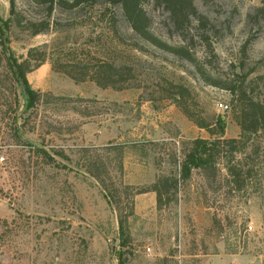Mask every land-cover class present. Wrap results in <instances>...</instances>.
<instances>
[{
    "label": "rangeland",
    "instance_id": "1",
    "mask_svg": "<svg viewBox=\"0 0 264 264\" xmlns=\"http://www.w3.org/2000/svg\"><path fill=\"white\" fill-rule=\"evenodd\" d=\"M15 1L12 15L10 0H0V156L5 157L0 162V264H264L260 133L244 137L233 153L224 148L216 177L192 169L177 192H170L169 203L158 208L153 191L135 196V214L123 237L115 209L84 167L81 151L83 146H123L122 172L110 160L115 153L106 148L95 153L110 161L109 176L121 188L125 209L124 186H150L161 175L179 174L174 159L183 160L194 139L242 137L239 97L228 88L264 100V11L258 10L264 0H194L208 24L200 29L192 20L193 52L207 60L205 74L218 85L206 83L187 59L143 39L124 20L119 4L98 0L75 10L56 6L49 30L33 35L27 22L45 19L47 7ZM141 1L152 34L171 46L188 44L170 27L163 6ZM205 32L208 48L201 39ZM43 48L48 58L42 68L57 92L30 84L52 96L29 108L9 60L21 62L30 49ZM85 55L129 66L134 77L123 90L102 89L90 79L75 83L54 69L57 59ZM176 85L189 89L196 119L213 124L224 118L223 133L212 135L187 117L172 97ZM220 101L230 109H221ZM86 108L93 117L76 111ZM232 156L246 169L254 168L241 190L226 169Z\"/></svg>",
    "mask_w": 264,
    "mask_h": 264
},
{
    "label": "trees",
    "instance_id": "2",
    "mask_svg": "<svg viewBox=\"0 0 264 264\" xmlns=\"http://www.w3.org/2000/svg\"><path fill=\"white\" fill-rule=\"evenodd\" d=\"M36 5L47 7V17L39 22L30 21L27 22V27L30 29L33 35L40 34L49 30L50 28V16L56 6H62L67 9L75 10L82 5H93L98 0H32ZM155 3L163 6L168 12V19L170 27L175 29L177 32L184 35V39L188 41V44L181 47L171 46L160 38L156 37L150 32V20L147 16L146 11L142 6L141 0H105L106 4H119L122 9L124 20L130 25V27L139 34L147 42L162 48L163 50L169 51L179 57H183L190 61L198 70L200 75L206 81V83H212L218 85L213 80H208V76L205 74V65L207 60H200L193 52L194 36L191 35V29L196 26L192 25V20L198 22L197 27L200 29H207L206 17L198 12L194 0H154ZM11 9L10 12L14 15V8L16 5L15 0H10ZM260 11H264L263 7L258 8ZM12 17L9 18L8 22L12 21ZM17 24L23 23L22 18L18 19ZM208 32L207 30H205ZM206 32L201 34V39L207 42L208 48V36ZM191 35V36H190ZM209 49L212 51V47L209 44ZM102 50V49H101ZM47 50L43 49H30L26 59L21 62L12 63L9 60V64L13 72L15 73L20 86L23 90L27 106L29 108L34 107V104L40 101L42 97L52 96L50 93H43L41 91H35L31 88L27 78V73L39 68L47 60ZM9 59V58H8ZM35 61L36 64H32ZM54 69L65 73L75 83L85 82L88 79L94 81L96 85L102 89H115L123 90L128 87L127 82L130 78L134 77L131 75V68L126 65H116L111 60L107 59H96L89 57H78L70 61H63L57 59L54 62ZM210 81V82H209ZM176 90L172 97H174L176 103L182 108L183 112L195 121V123L209 131L212 135L223 133V117H219L213 124L203 119H196L193 112H191L188 104V97L190 91L184 85H176ZM230 89L233 93L239 97L238 114L236 116L237 122L242 131V137L238 138H222L217 137L212 140L204 138H196L192 141V147L184 155L183 160L178 158L174 159L175 163L180 164L179 174L172 175H161L156 181L150 186L136 187V186H124L125 196L128 199V205L125 209L121 207L122 196L120 194V186L112 179L109 169L110 161H107L100 154L95 152L98 149H104L115 153V157L110 160H115V167L118 171L122 172L124 169L123 158L124 149L122 145L112 144L105 147H88L83 146L81 151L84 153L85 164L84 167L88 170L91 176H93L99 185L102 187L105 196L109 203L113 205L117 220L120 236L123 237L128 230L129 218L135 214V196L139 194L148 193L153 191L157 195V207H161L162 204L169 203L170 192H177L179 184L187 179L192 169H202L203 171L208 170V177H216L219 172L218 161L222 157L224 148L228 149L233 153L237 150L238 143L242 142L244 137L249 138L250 134L260 133L264 138V100H256L251 96H248L246 91L231 86ZM55 99L72 101V102H85V103H99L100 100L97 98H84V97H65V96H53ZM84 117H93L94 114L87 108L85 112H80ZM217 131V132H216ZM52 161H55L50 156ZM226 169L231 178V182L236 185L238 190H241L247 184L249 178L252 177L254 168L248 167L247 169L242 162L236 161L232 156L228 159ZM167 196V197H166ZM7 222V221H6Z\"/></svg>",
    "mask_w": 264,
    "mask_h": 264
},
{
    "label": "crops",
    "instance_id": "3",
    "mask_svg": "<svg viewBox=\"0 0 264 264\" xmlns=\"http://www.w3.org/2000/svg\"><path fill=\"white\" fill-rule=\"evenodd\" d=\"M43 65H41L38 69L28 73V81L33 85V87H37L38 89L56 91L53 86L52 88L50 87V76L47 72V69L43 70ZM78 94L82 95L84 93L82 92Z\"/></svg>",
    "mask_w": 264,
    "mask_h": 264
},
{
    "label": "built area",
    "instance_id": "4",
    "mask_svg": "<svg viewBox=\"0 0 264 264\" xmlns=\"http://www.w3.org/2000/svg\"><path fill=\"white\" fill-rule=\"evenodd\" d=\"M217 105L221 108V109H223V110H228V109H230V105H229V103H227V102H225V101H220V102H218L217 103ZM3 161H5V157L4 156H0V162H3ZM249 230H252L253 229V226L252 225H249ZM148 250H150V248H148Z\"/></svg>",
    "mask_w": 264,
    "mask_h": 264
}]
</instances>
